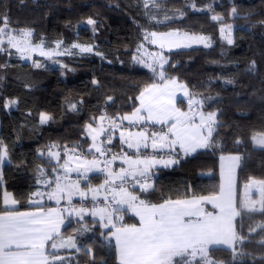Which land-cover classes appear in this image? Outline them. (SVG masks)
I'll list each match as a JSON object with an SVG mask.
<instances>
[{
	"label": "trees",
	"instance_id": "16d2710c",
	"mask_svg": "<svg viewBox=\"0 0 264 264\" xmlns=\"http://www.w3.org/2000/svg\"><path fill=\"white\" fill-rule=\"evenodd\" d=\"M159 2L182 11L183 17L152 21L141 0H0V17L7 16L13 28L32 29L34 42L47 48L60 40L66 46L79 41L94 47V52L75 49L56 58L65 63L62 66L41 57L36 59L42 64L34 66L23 62L15 49L0 50L1 140L9 156L0 180V213L9 210L3 204L4 189L18 202L13 209L31 207L29 199L41 172L53 167L42 153L49 144L85 151L90 145L87 125L98 124L102 115L118 118L132 113L145 87L173 78L200 96L205 110L217 112L218 123L209 147L193 154L177 153L175 165L156 169L153 188L134 192L147 203L216 194L219 158L226 153L241 155L240 194L251 179L264 181V147H256L252 139L264 133V0ZM89 19L95 24H88ZM230 22L235 24L231 44L220 36L221 24ZM172 29L208 35L212 44L170 50L165 78L157 80L150 69L134 61V54L146 31ZM216 81H224L230 92L219 91ZM252 83L260 87L254 94ZM7 100L16 102L13 109H6ZM179 104L186 107L184 100ZM42 115L48 119L42 121ZM123 213V223H138L134 215ZM82 221L91 228L78 233ZM261 226L264 214L259 212L237 217L236 231L243 242L237 240L234 250L212 248L215 264H264ZM75 227L79 230L69 231ZM108 232L90 216L68 219L64 236L72 233L89 247L75 252L72 264H119L116 244L105 238Z\"/></svg>",
	"mask_w": 264,
	"mask_h": 264
},
{
	"label": "snow or ice",
	"instance_id": "6c2138e0",
	"mask_svg": "<svg viewBox=\"0 0 264 264\" xmlns=\"http://www.w3.org/2000/svg\"><path fill=\"white\" fill-rule=\"evenodd\" d=\"M235 13V9H233ZM216 19V17H213ZM88 24H95V21L89 19ZM0 45L5 44V37L7 38V45L16 48L18 51H23L21 45L27 43L26 36H30V32L13 33L9 29L8 17H0ZM153 39L152 43H156L157 33L153 32L149 34ZM173 35L172 33L167 34ZM18 37H20L18 39ZM147 38V37H146ZM165 35L159 37L160 41L165 40ZM199 39L203 40L204 37ZM228 43L231 44L232 40L229 39ZM39 47V46H37ZM160 47H164V43H160ZM0 50H6L0 48ZM81 51H91L90 48H82ZM45 55L43 51L40 53ZM163 59L162 57L160 58ZM156 58H154V63ZM37 66H39L37 64ZM147 67L152 68L155 72L156 68L152 64H146ZM162 67V65H161ZM163 78V73H161ZM172 84H176V81H170ZM158 86L151 85L145 88L140 93L139 99L141 100L142 108L147 110V119L155 120L159 123H164L171 119L173 122L169 128L168 134H156L153 133L152 147H169L179 145L180 149L185 152L191 150L195 151L197 148L209 147L208 137L211 136L212 129L208 127L207 136L202 135L203 126L214 122L215 113L208 114L207 117L201 113V133L197 134L190 131L192 117L187 116L185 113L179 112V109H175L174 113L170 112L167 105L157 95ZM147 100V103L145 101ZM12 103H15L12 101ZM168 103H171L170 101ZM190 107L192 101H189ZM141 109H137L133 116H137ZM163 117V119H161ZM42 121H46L48 117L42 115ZM103 119V118H102ZM123 119L131 122L130 116H125ZM139 119V117H138ZM187 122V126H186ZM89 127H91L89 125ZM106 131L101 128L100 133ZM123 135V134H121ZM138 136L141 140H138L135 147L147 148L148 144L145 142L147 137L145 133L140 132ZM157 137L161 142L157 144ZM92 139L95 141L96 136ZM111 140H108L110 143ZM257 143L264 146V136L257 139ZM96 152L104 155V149L101 146L93 145ZM128 147L132 148L134 145L128 143ZM7 150L3 149L2 155H0V161L6 156ZM116 159L115 156L112 158ZM235 160L239 161V157H235ZM95 160L91 162L94 166ZM130 165L148 163L147 161H131ZM90 166L87 170L92 171ZM97 171H103V169H95ZM147 169L141 171L140 176H144ZM111 175V174H110ZM128 173L122 170L121 173L116 174L117 178L121 181L125 180ZM133 179H136L135 173H133ZM109 181L106 179L105 184ZM139 183V180H137ZM253 183H256L253 181ZM103 187V186H102ZM150 185H141V191L147 192ZM250 185H246L245 199L239 204L233 196V183L231 174L227 179V183L221 185L220 194L213 197H201L198 200H177L167 201L159 205H148L143 200H139L137 196L128 193L123 186L119 188V194L123 197L122 200H116V204H126L127 208L135 212L140 219V226L136 225L116 227L113 223V213L126 210L114 207L112 212H107V209L100 210V219L103 221V226L108 228L112 232V236L115 238L116 246L119 250L120 264H193V260L199 256V260L195 261V264H215L214 261L208 257L209 247L212 245H228L233 248L237 240L243 242V237L236 231L235 219L241 217L244 213L259 212L264 214V181L259 182V205L257 208L255 205L257 201L252 200L248 195L247 189ZM65 186H61L58 182L56 184V192L63 193ZM93 193L98 192V189H90ZM70 194V193H69ZM55 193L49 196V199L53 198ZM81 195H85L81 193ZM95 198V197H94ZM115 200V196L113 197ZM201 201H208L212 203L218 212H205L199 205ZM5 203H8L6 200ZM15 203V201H12ZM85 209H80L77 215L80 220L84 219ZM92 215H96V212H92ZM122 219V217H120ZM63 223L62 220L58 221L54 218V210H49L47 213L43 209L33 213H18V212H6L5 215H0V264H63V257L53 253L51 260L44 252L45 242L54 240L58 234V225ZM111 225V227H109ZM264 228V226H261ZM115 231H112V229ZM87 229H83L86 231ZM261 243H264L262 241ZM62 242L60 247H64ZM75 247V244H72ZM53 249L57 248V245L53 243L51 245ZM191 258V259H190Z\"/></svg>",
	"mask_w": 264,
	"mask_h": 264
},
{
	"label": "crops",
	"instance_id": "0c3cea01",
	"mask_svg": "<svg viewBox=\"0 0 264 264\" xmlns=\"http://www.w3.org/2000/svg\"><path fill=\"white\" fill-rule=\"evenodd\" d=\"M172 80L176 81V84L170 83V81ZM151 85L158 86V91L156 94L160 96V100L165 105H167L170 112H173V114H175L174 110L179 109V112L185 113L187 114V116L192 117L191 128H190L191 132L197 134L201 133V128H200L201 113H203L205 117H207L208 114L215 113L214 122L205 124L203 126V131H202V135L207 136L208 127L210 126L212 129L211 132V136H212L215 126L218 123L217 112L205 110L204 104L203 106H200L198 103L194 104L192 102V105L190 107L189 101L190 100L194 101L193 98L194 96L191 95L189 88L184 83L173 78L170 80H166L164 82H154L145 88H148ZM145 88L141 92H143ZM139 97L140 94L138 95V107L132 113L113 119H110L107 116L102 115L99 118L98 124L92 125L91 127L87 128V135L90 138V145L85 151L89 153V157H84V155L81 154L83 150H79L75 148L61 149L56 144H49L46 147V149L43 150L42 153L50 159V161L53 164V167H51L50 169L46 168L47 171L43 170L41 172L40 178L38 180V188L34 191V193L31 195L29 199V204L31 206L30 208L21 209V210L13 209L16 208L18 202L14 198L13 193L11 191L4 189L3 204L4 207L8 208L9 210L0 213V215H5L6 212L33 213L38 211V209H43L45 213H47L49 210H54V218L57 219L58 221L60 220L63 221V223H60L58 225V234L56 235V238L54 240H49L45 242V246H44L45 255L47 256L49 255L48 249L49 247H51L53 243H56L59 239L61 240L64 237L63 230L68 223V219L72 218L71 216L72 213L76 212L70 206L71 202H74V206H77L76 203L79 204L83 201H87L86 204L84 203L81 204L82 209L86 210L85 211L86 217L90 216L91 218L98 220L102 229L105 231H109L108 228H105L103 226L104 222L101 221L100 219V210L96 208L88 207L89 205L94 206L95 203L97 206L98 203L103 202L105 200L104 185L106 179L109 181L108 183H110L111 181L113 182L115 179H118L116 174L121 173L123 170L124 172L128 173L125 180H123L128 183H126V185L123 186V188L126 189L128 193L137 196L139 200H142L138 196V194L134 192V189L141 190V185L143 184L150 185L148 190L153 188L155 183L156 169L171 167L175 165L177 162L176 159L177 153L193 154L200 149H204V148H197L195 151L189 150L185 152L183 149L179 148V145L174 146V148H169L167 146L162 148L159 146L153 148L152 134L153 133L168 134L169 128L173 121L169 119L164 123H159L156 122L155 120L147 119V110L146 108H142L141 100L139 99ZM180 100H184L186 104L185 108H182L180 106L179 104ZM169 101L171 103H168ZM145 103H147V100L145 101ZM137 109H141V111L138 114L139 119L137 116L132 115L133 113L136 112ZM125 116H130L131 122L129 120L123 119V117ZM161 119H163V117H161ZM186 126H187V122H186ZM101 128L105 129L106 131L100 133ZM140 132L145 133L147 137V140L145 141L148 144L147 148L141 146L137 149V147H135L137 141L141 140V138L138 136V133ZM93 136H96L95 141L92 139ZM211 136L208 137L209 143ZM253 138L254 135L252 139ZM108 140H111V142L108 143ZM128 143H132L134 147L129 148ZM160 143L161 142L157 137V144L159 145ZM94 144L97 146H101L104 149V153L108 151V153L113 154L115 151H117L120 148L125 149L126 153L118 160L112 161L114 163V167L111 166L112 162L109 164V166H107L106 164V166L103 167V163L104 162L108 163L109 158L105 157L104 156L105 154L101 155L99 152H96L95 147H93ZM4 148H6V145H4L1 140V119H0V155H2ZM235 157H239L240 158L239 161L235 160L234 159ZM93 160L96 161L94 166L91 165V162ZM129 160L147 161L148 163L130 165L128 163ZM8 161H9V156L7 152L6 156H4L2 161H0V180H2L3 167ZM240 164H241V155L238 153H226L220 155L219 158L220 189L219 192L216 194L168 199L158 203H147V202L145 203L148 205H159L167 201H177V200L190 201L194 199L198 200L201 197L217 196L220 194L221 185L222 184L226 185L229 174H231L232 183H233V189H232L233 196L238 204L242 196V191L241 194L238 191V170ZM90 166H92L93 168L92 171L87 170ZM97 168L103 169V171L95 170ZM145 169H147L145 175L140 176L139 173L141 171H144ZM133 173H135L136 179H133ZM137 180H139V183H137ZM253 181H255L256 183H253ZM260 181L262 180L251 179L247 183V185L252 184L257 188L256 191L259 192ZM57 182L61 186H65L63 193L56 192ZM90 189H98L99 191L93 193ZM53 193H55V195L53 196V198L49 199V196ZM81 193H84L85 195L82 196ZM114 196H115V200L112 198L110 205L107 206L105 205L103 209L106 208L107 212H112V209L114 207H119L120 209H126L113 213V223H115L116 227H120L121 225L123 226L136 225L137 227H139L140 226L139 216H137L134 211L127 208L126 204L123 203L119 205L116 204V200L123 199V197L119 194V189L115 190ZM6 200L8 201V203H5ZM12 201H15V203H12ZM199 206L205 212H218V209H215L212 203L208 201H201ZM92 212H96L97 213L96 216L92 215L91 214ZM123 212H127L129 214L134 215L138 219V223L137 224L123 223V217H124ZM120 217H122V219H120ZM234 223L236 226V219ZM109 227H111V225H109ZM112 231H115V229L113 228ZM107 235H109V240L110 239L113 240L114 243L116 244L115 238L112 236V232L109 231ZM208 247H209L208 255L210 257H211L210 250L212 248H225L228 250H233V248L229 247L228 245H212ZM117 257H118V262L120 264L118 247H117ZM196 260H199V256L195 258V261ZM201 262L204 263L203 261Z\"/></svg>",
	"mask_w": 264,
	"mask_h": 264
},
{
	"label": "rangeland",
	"instance_id": "374dc122",
	"mask_svg": "<svg viewBox=\"0 0 264 264\" xmlns=\"http://www.w3.org/2000/svg\"><path fill=\"white\" fill-rule=\"evenodd\" d=\"M162 1V0H160ZM141 5L143 7L144 10V14L151 19L152 21H156V22H166L169 20H173V19H179L183 17V12L180 10H173V9H169L167 7L164 6L163 3L159 2V0H141ZM211 5V4H210ZM209 7V6H208ZM211 8V7H209ZM232 13L234 14V12L232 11ZM213 17H216L215 15H213ZM9 29L13 32V33H24V32H30L31 35L30 36H26L23 39H25L27 41V43H24L21 45V48L23 49V51H18L16 48H12L10 46L7 45V38L5 37V44L4 45H0V48H4V49H8V48H12L15 49L19 55V58L23 61V62H28L34 66L41 65L42 61L40 59H36L38 57L41 58H46V59H51L52 61V65L54 66H62L65 63L62 60L56 59V58H62L66 55H71L74 53V50L76 49L78 52H83L81 51L82 48H90L91 51H87V52H94V47L93 45H87V44H82L79 41L74 42L72 45L70 46H66L62 40L57 41L55 46L52 48H47L43 42H34L33 41V31L32 29L29 28H21V29H16L13 28L11 26H9ZM234 30H235V24L230 22V23H222L220 26V36L221 39L223 41H225L226 43H228V40L231 39L232 43L234 41ZM155 31H146L145 32V39L144 42L141 43L139 45V47L137 48L136 53L134 54V61L138 64H140L141 66H144L148 69H150L152 71V73L154 74V78L157 80L160 79H164L165 78V71H164V66L168 63V54L167 52H169V50H174L177 48H188L192 47V46H205L208 47L212 44V40L210 38V36L208 35H204V34H196L193 32H187L184 30H180V29H172L169 30L167 32H155L157 33V37L156 43H152V37L149 35L150 33H153ZM172 33L173 35L168 36L167 34ZM165 35V40L164 41H160L159 37L161 35ZM147 37V38H146ZM200 37H204L205 39L201 40L199 39ZM20 37H18L19 39ZM163 42L164 43V47L161 48L160 47V43ZM39 46V47H37ZM41 51H43L45 53V55H41ZM163 58L162 60L160 58ZM154 58H156V62L154 63ZM146 64H152L155 68L156 71L154 72L152 70V68L147 67ZM162 65V67H161ZM161 73H163V78L161 77ZM215 86L216 88L221 91V92H230L229 88L226 86V83L224 81H216L215 82ZM260 89V87L255 84L252 83L251 84V89H250V93L254 94L256 92H258ZM192 96H194V101H192L194 104L198 103L200 106H203V99L195 94H191ZM12 101L14 100H7L6 102V107L7 110H11L14 108L15 103H12ZM193 110V109H192ZM103 116H107L110 119V116L108 115H103ZM99 121V120H98ZM92 126V125H90ZM89 127V125H87L86 127V132H87V128ZM149 127V126H148ZM261 136H264V133H257L254 134V138H253V142L254 145L256 147H264L261 146L259 143H257V139ZM67 149H74V148H67ZM77 149V148H75ZM80 150V149H79ZM81 154L84 155V157H89V153H87L86 151H83ZM82 157V155H81ZM113 161V159H108V163L104 162L103 163V167H105V165L107 164V166H109V164ZM112 167H114V163L112 162L111 164ZM247 184H244V187L242 188V196H241V201H243L245 199V193H246V186ZM250 185V187L247 189L248 195L251 197L252 200L257 201L256 203V207L259 208V199H260V195L259 192L256 191V187L253 186L252 184H248ZM87 201H83L81 203H76L77 206H74V202L70 203V206L76 211L74 213H72V218H79V216L77 215V213L79 212L80 209H82L81 204H86ZM88 207H92L94 208V206L89 205ZM70 216V217H71ZM96 216V215H95ZM86 217V212L84 213V218ZM93 217V216H92ZM80 219V218H79ZM81 224H83V226L80 228H78L79 232L81 233L83 232V229H90L91 226L87 225L86 222H81ZM74 229L76 231L77 228H70L69 231H74ZM89 232V231H88ZM72 233L70 234H66L61 240L59 239L55 244L57 245V248L52 249V254L55 253L57 255H59L60 257H63V264H72V259L71 256H73V254L76 252H80L82 249L84 250H89L88 245L82 246V243L76 239L74 236H70ZM106 240H109V235H107ZM64 243V247H60L61 243ZM75 244V247L72 246V244ZM209 259L214 261L213 258H211L208 255ZM52 258V255L50 257V260ZM191 259V258H190ZM193 264H195V259L193 260ZM204 264V263H203Z\"/></svg>",
	"mask_w": 264,
	"mask_h": 264
},
{
	"label": "built area",
	"instance_id": "2783aa9c",
	"mask_svg": "<svg viewBox=\"0 0 264 264\" xmlns=\"http://www.w3.org/2000/svg\"><path fill=\"white\" fill-rule=\"evenodd\" d=\"M125 153H126V150L123 149V148H120L117 151H115L113 154H110V153H108V151H106L104 156L108 157L109 159H112L113 156H115L116 157L115 160H118ZM126 183H128V182L121 181L120 179H115L113 182L111 181L110 183L105 184L104 185L105 200L103 202L98 203L97 206H96V203H95L94 208L101 210V209H103L105 207V205L106 206L110 205L111 199L113 198V196L115 194V190L119 189L120 186H125Z\"/></svg>",
	"mask_w": 264,
	"mask_h": 264
}]
</instances>
